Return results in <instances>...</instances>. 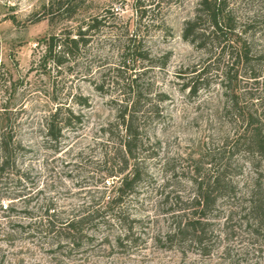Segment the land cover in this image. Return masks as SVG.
I'll use <instances>...</instances> for the list:
<instances>
[{"label": "rangeland", "instance_id": "rangeland-1", "mask_svg": "<svg viewBox=\"0 0 264 264\" xmlns=\"http://www.w3.org/2000/svg\"><path fill=\"white\" fill-rule=\"evenodd\" d=\"M227 3L242 31L234 37L250 42L257 68L264 60V0ZM197 5L145 0L140 9L136 0L54 6L50 0H0V139L13 147L0 173V264H264V225L253 210L255 193L264 189V162L248 152L240 132L245 125L229 107V95L238 94L264 131V65L259 78L233 65L240 72L230 82L213 70L195 92L185 87L195 67L232 65L228 56L212 55L211 44L184 39ZM95 16L103 22L75 57L62 65L42 57L52 36ZM232 45L236 51L237 42ZM122 61L125 77L136 78L143 91L141 155L148 176L125 198L121 221L104 222L100 213L73 246L66 234L41 232L33 223L48 206L65 219L102 208L104 196L113 195L119 176L105 173L115 162L113 142L125 132L113 87ZM58 108L56 140L47 136V122ZM69 111L81 120L66 123ZM2 157L0 140V163ZM211 165L224 167L228 188L216 192L206 241L169 236L185 213L196 211L194 179Z\"/></svg>", "mask_w": 264, "mask_h": 264}, {"label": "trees", "instance_id": "trees-1", "mask_svg": "<svg viewBox=\"0 0 264 264\" xmlns=\"http://www.w3.org/2000/svg\"><path fill=\"white\" fill-rule=\"evenodd\" d=\"M64 1L50 0V5H60ZM144 1L136 0L137 7L140 8ZM102 22V17L95 16L82 21L76 29L65 31L63 36H52L47 41L46 50L42 57L44 59L48 57L52 58L56 65L64 64L69 58L75 57L81 47L86 46L90 42L92 30L99 27ZM236 30L237 25L235 24L234 17L229 13L227 0H198L195 17L185 22L184 39L193 45L201 47L211 44V54L217 55L219 60L228 56L232 60V65L228 61L225 67L219 65H215L214 68L211 67L212 65H209L208 68L195 67L191 70L192 75L189 80L184 83L185 87L195 92L200 84L208 81L209 76L213 74V70H216V75L220 76L223 82H230L240 72L239 68L235 69L233 65L244 69V72L250 78L260 77L264 60L259 61V67H254V55L252 54L250 42L242 36L240 39H236L233 34L234 32L242 35V31ZM232 42H237L236 51H233L234 46ZM135 50H138L137 52L142 58L148 57L145 52H141L139 46H135ZM122 63L123 61L116 68L117 76L113 87L119 92L115 99L117 103V117L119 124L125 132L123 135H119L118 139L120 141L117 145L115 141L113 142L112 147L114 150L112 151L116 155L115 162H112V167L105 173L106 177L119 176V184L114 185L111 189L113 195L104 196L105 201L102 208L89 209L86 213H80L65 219H63L61 214L56 212L55 208L48 206L46 215L33 223L37 229H41V232L54 233L58 236L66 234L68 242L73 246L77 243L79 237L82 240L88 236L87 229L92 226L91 223L97 222L95 220L100 213L104 222H107V219L110 217L121 221L125 198L137 193L144 177L148 176V173L143 168V163L146 159L141 155L144 145L140 130V119L145 117L144 112L140 113V107L144 100L143 91L139 83H137L136 78L130 79L125 77L121 65L124 66L126 63L125 61ZM229 97L231 111H236V118L242 120L245 125L244 129L240 132L246 137L245 141L248 152L253 154L256 152L264 162V131L262 125L254 122L253 113H246L245 107L239 102L240 97L238 94L231 93ZM77 102L81 103V101ZM146 104H149V102ZM148 108L151 110V106H148ZM145 113L148 114L147 109ZM59 114L60 109L58 108L49 116L47 136L50 139H58V133L53 132ZM73 118L77 121L81 120L80 115L69 111L65 117V122L69 124ZM108 137L110 140H115L113 133H108ZM0 140L3 152L0 163L1 173L11 162L13 147H11V140H6L4 136ZM104 161L106 164L108 163L107 159ZM117 165L119 168L116 169ZM223 168L211 165L207 168L206 173H197L194 182L197 185L198 192L192 199V202L195 203L194 208L196 211L192 215L185 213L186 216L178 222L177 227L174 228L173 233H170L169 236L185 237L191 235L192 239L199 245H202L206 241L208 214L214 205L217 196L216 192H222L223 189L228 188V181H226V175L222 171ZM50 210L53 211L51 212ZM253 210L256 211L260 224L264 225V189L262 187H260V191L255 193Z\"/></svg>", "mask_w": 264, "mask_h": 264}]
</instances>
